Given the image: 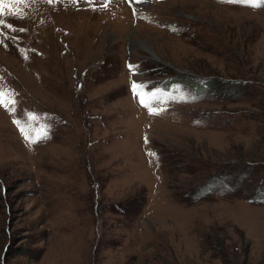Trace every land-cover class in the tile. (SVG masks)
<instances>
[{"label": "rangeland", "instance_id": "rangeland-1", "mask_svg": "<svg viewBox=\"0 0 264 264\" xmlns=\"http://www.w3.org/2000/svg\"><path fill=\"white\" fill-rule=\"evenodd\" d=\"M133 2L4 0L0 264H264V0Z\"/></svg>", "mask_w": 264, "mask_h": 264}, {"label": "snow or ice", "instance_id": "snow-or-ice-1", "mask_svg": "<svg viewBox=\"0 0 264 264\" xmlns=\"http://www.w3.org/2000/svg\"><path fill=\"white\" fill-rule=\"evenodd\" d=\"M13 2L16 3V4H24V3L27 2V0H13ZM49 2H51V0H49ZM240 2L250 4L253 7L256 6L255 0H240ZM3 14H4V0H0V16H2ZM131 67L132 66H130V70H131ZM137 87L138 86L134 82L133 85H132L133 92H134V94L139 95L140 93L137 92ZM139 87L142 88L144 86L143 85H140ZM2 95H3V93L0 92V96H2ZM141 103L142 104L144 103V100L143 99H141ZM21 131H22V134H23V129H21ZM25 138L28 139L27 136ZM42 138H46V135L44 137H42ZM30 142H35V141H30Z\"/></svg>", "mask_w": 264, "mask_h": 264}, {"label": "bare ground", "instance_id": "bare-ground-1", "mask_svg": "<svg viewBox=\"0 0 264 264\" xmlns=\"http://www.w3.org/2000/svg\"><path fill=\"white\" fill-rule=\"evenodd\" d=\"M141 46H143V49H145L146 51H149L150 53H153L152 49L150 47H148L146 43L142 44Z\"/></svg>", "mask_w": 264, "mask_h": 264}, {"label": "trees", "instance_id": "trees-1", "mask_svg": "<svg viewBox=\"0 0 264 264\" xmlns=\"http://www.w3.org/2000/svg\"><path fill=\"white\" fill-rule=\"evenodd\" d=\"M207 86L209 87V85H208V84H207ZM207 86H206V87H207Z\"/></svg>", "mask_w": 264, "mask_h": 264}]
</instances>
